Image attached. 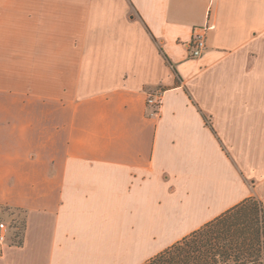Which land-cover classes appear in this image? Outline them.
<instances>
[{
	"label": "crops",
	"instance_id": "0c3cea01",
	"mask_svg": "<svg viewBox=\"0 0 264 264\" xmlns=\"http://www.w3.org/2000/svg\"><path fill=\"white\" fill-rule=\"evenodd\" d=\"M251 197L264 0H0V264H145Z\"/></svg>",
	"mask_w": 264,
	"mask_h": 264
},
{
	"label": "trees",
	"instance_id": "16d2710c",
	"mask_svg": "<svg viewBox=\"0 0 264 264\" xmlns=\"http://www.w3.org/2000/svg\"><path fill=\"white\" fill-rule=\"evenodd\" d=\"M255 200L238 204L145 264H264V208ZM12 228L13 245L19 246L24 214Z\"/></svg>",
	"mask_w": 264,
	"mask_h": 264
},
{
	"label": "built area",
	"instance_id": "2783aa9c",
	"mask_svg": "<svg viewBox=\"0 0 264 264\" xmlns=\"http://www.w3.org/2000/svg\"><path fill=\"white\" fill-rule=\"evenodd\" d=\"M213 24H206L202 28H198L195 30V34L193 35L191 41L187 45L189 56L191 58H199L205 50V38L207 31L213 29ZM147 108L150 109V115L156 116L159 112V108L161 105V94L156 93L154 95H150L146 99ZM7 231L8 228L5 224L0 223V250L6 243L7 240Z\"/></svg>",
	"mask_w": 264,
	"mask_h": 264
},
{
	"label": "rangeland",
	"instance_id": "374dc122",
	"mask_svg": "<svg viewBox=\"0 0 264 264\" xmlns=\"http://www.w3.org/2000/svg\"><path fill=\"white\" fill-rule=\"evenodd\" d=\"M251 199L255 200L254 197H251ZM21 220H23V214L15 212V210L13 211L9 208L0 206V223H3L7 226V240L10 241V243H13L15 241L14 234L17 231V229L12 228V226L18 224L19 222H21Z\"/></svg>",
	"mask_w": 264,
	"mask_h": 264
}]
</instances>
